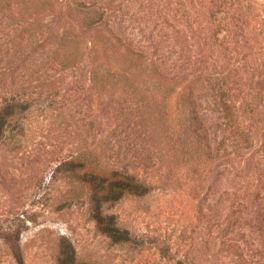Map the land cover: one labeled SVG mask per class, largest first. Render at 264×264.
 Listing matches in <instances>:
<instances>
[{
	"label": "rangeland",
	"instance_id": "374dc122",
	"mask_svg": "<svg viewBox=\"0 0 264 264\" xmlns=\"http://www.w3.org/2000/svg\"><path fill=\"white\" fill-rule=\"evenodd\" d=\"M10 2L0 9V104L32 105L0 139V264H19L7 234L23 264H57L63 241L88 264H264V0ZM77 2L100 8L102 22ZM71 35L77 60L53 61ZM117 64L126 78L103 83ZM170 87V117L186 88L210 129L192 159L163 115ZM220 92L247 139L224 131ZM75 159L150 185L102 206L134 243L100 231L80 176L89 168L65 165Z\"/></svg>",
	"mask_w": 264,
	"mask_h": 264
},
{
	"label": "trees",
	"instance_id": "16d2710c",
	"mask_svg": "<svg viewBox=\"0 0 264 264\" xmlns=\"http://www.w3.org/2000/svg\"><path fill=\"white\" fill-rule=\"evenodd\" d=\"M33 4L36 0H32ZM39 1V0H38ZM10 0H0V9L1 12L4 10L5 6L10 7ZM77 8H84L88 11L89 14H97L98 18L93 19V24H98L102 22V19L105 13L99 8H96L94 4H80L77 2ZM75 37L78 35H71L69 38H66V45L56 44L52 48L53 61L55 57L62 56L65 62H73L79 57V48L78 43L76 42ZM69 43V44H68ZM71 44V45H70ZM94 47L99 48L98 43L93 44ZM105 53L108 52V49L101 48ZM142 59V57H141ZM70 62V63H71ZM64 63V62H63ZM53 64V63H52ZM64 66L65 65L64 63ZM108 70L102 72L99 78L103 83L109 82L111 76H117L118 79L126 78L127 71L116 65L115 69L119 71L118 74L111 75V65ZM134 70V69H133ZM167 75L168 72L163 71ZM173 77L170 81H174L178 76V72L173 73ZM173 88H168L164 91V118L171 125L174 133H178L181 139V145L184 150H186V157L192 159L193 156L199 151L198 146L202 145L203 142H207L210 137V129L207 126L206 119H198L195 116V101L193 97V92L189 89L183 88L177 94L176 102V114L173 117H170L167 108L169 103V98L172 93ZM215 90V89H213ZM189 91V92H188ZM159 94L160 89L157 91ZM222 92L219 93L220 101L215 102V104H220L222 106L223 117L225 121L224 131L230 130L234 131L235 134L233 137H243L247 139V135L244 134L243 127L239 121V117L235 114V111L228 105L225 101H222L223 98ZM32 102L25 100L22 97L11 96L8 99H3V102L0 104V139L6 134V132H11L18 128L19 120L23 118L26 112L30 109ZM188 110V111H187ZM194 139V140H193ZM226 141L224 142V144ZM226 150V149H225ZM89 162V163H88ZM68 167V170L74 172V174H79V171L85 168H89V173H85L81 176L82 182L91 190L93 194V216L98 224L100 231L105 234L113 244L123 245L134 243L135 239L131 236L130 232L123 230L116 222L114 216H108L103 214L102 206L111 202H118L125 196L132 197H143L150 193L151 187L149 184L142 182L137 179L136 176L130 175L126 172H120L117 169L110 171H104L100 167L95 166L94 171H90V161L86 160H72L65 164ZM5 238L11 242V250L17 262L23 264V258L19 245L17 244L18 236H11L9 234L5 235ZM57 264H88L83 263L77 260L75 250L71 243L63 241L60 247V255Z\"/></svg>",
	"mask_w": 264,
	"mask_h": 264
}]
</instances>
